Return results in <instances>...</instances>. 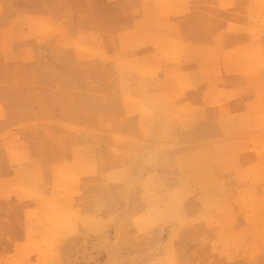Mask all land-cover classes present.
<instances>
[{
	"label": "crops",
	"instance_id": "obj_1",
	"mask_svg": "<svg viewBox=\"0 0 264 264\" xmlns=\"http://www.w3.org/2000/svg\"><path fill=\"white\" fill-rule=\"evenodd\" d=\"M0 5L5 9L3 2ZM263 8L264 0H160L149 3L148 11L144 3L138 8L135 22L140 33L134 35L135 27L129 30L132 42L143 47L133 56L162 67L157 80L148 79L146 87L137 88L136 98L145 101L147 116L133 114L128 119L130 136L145 144L133 141L124 150L118 149L121 145L101 146L98 164L108 157V165L114 166L109 172L126 165L127 160L112 155L110 148L129 154L130 161L145 152L146 221L152 225L143 234L137 225L139 211L125 219L128 230L120 226L122 220L117 225L124 209L100 197L102 178L95 182L82 176L71 194L60 197V192L43 190L42 184L44 178L51 184L52 171L61 161L45 163L33 147L10 151L1 140L0 264H80L72 250L90 241L100 249L104 235L111 240L105 246L109 250L147 251L142 264L155 263L148 252L155 248L161 261L171 254L174 264H264V238L250 243L247 236L264 232V226H251V216L239 205L240 188L249 184L250 171L264 168L249 145L253 139H264V112L259 111L264 26L256 17L257 9ZM142 10L149 15L142 16ZM117 37L104 47L105 54H117ZM218 57L227 60L214 65ZM246 62L252 64L244 66ZM152 106L160 107L154 114L156 125L151 122ZM111 117L105 114L104 119ZM124 117L116 112L113 119L119 123ZM143 120L145 138L143 125L139 127ZM20 158L26 161L22 168ZM133 193V200H138V188ZM123 231L129 246L116 242ZM77 234L81 243L73 239ZM107 260L99 255L81 261ZM122 261L136 264L138 258L116 262L110 257L108 263Z\"/></svg>",
	"mask_w": 264,
	"mask_h": 264
},
{
	"label": "rangeland",
	"instance_id": "obj_2",
	"mask_svg": "<svg viewBox=\"0 0 264 264\" xmlns=\"http://www.w3.org/2000/svg\"><path fill=\"white\" fill-rule=\"evenodd\" d=\"M155 1L160 0H142V3L141 0H0L5 5V9L0 5V131H4L0 141L4 140L10 151L17 146L33 147L39 150L45 163L61 161L52 171L51 184L42 178L43 190L60 192V197L71 194V188L78 187L82 176L95 182L102 178L105 186L100 190V197L107 202L116 201V208L124 209L117 225L122 220L120 226L126 225L128 230L125 219L130 212L139 211L137 225L142 234L152 225L146 221L145 152H138L130 161L129 154L110 148L112 155L127 160L126 165L112 173L109 171L114 166L108 165V157L101 166L98 163L101 146L121 145L123 148L118 149L124 150L133 141L145 144L144 140L130 136L128 119L133 114L147 116L145 101L142 99L140 103L136 92L146 87L148 79L157 80L162 67L159 70L153 61L148 63L133 56L143 44L132 42L134 37L129 29L135 27L134 35L140 33L135 22L138 8L144 3L148 11L149 3ZM148 15L142 10V16ZM256 17L261 18L260 26H264V8L257 9ZM115 34L119 51L107 55L104 47L113 44ZM221 59L223 63L227 60L218 57L214 65L219 66ZM246 63L244 66L252 64ZM259 102V111L264 112L262 91ZM152 111L151 122L156 125L159 120L156 121L154 114L160 107L152 106ZM116 112H122L125 119L119 123L114 121ZM109 113L112 117L105 120V114ZM145 123L143 120L139 125H143V138L146 137ZM261 126L264 128V121ZM261 141L264 139H253L249 145L253 146L251 150L255 151L257 160L264 161V142L257 145ZM83 143L89 147L83 148ZM18 161L19 167H24L26 161L22 158ZM103 169L109 171L104 173ZM248 175L249 184L240 188L243 197L239 205L251 216L248 217L251 226H264V168L251 170ZM135 188L140 194L138 200H133ZM111 223L107 219L106 225ZM125 231L117 234L116 242L129 246L124 239ZM247 236L250 243L257 242L264 238V232L252 231ZM73 239L82 241L80 234ZM100 242L103 244L100 249L90 241L74 248L71 255L80 264L82 258L99 255H105L108 260L114 257L116 262L137 257L136 264H142L143 257L147 256V251L140 249L138 252L125 248L109 250L105 247L111 242L107 235ZM148 252L155 258L153 264H174L171 254L161 261L156 248ZM250 257L252 260L253 256ZM108 260L106 264H110Z\"/></svg>",
	"mask_w": 264,
	"mask_h": 264
}]
</instances>
